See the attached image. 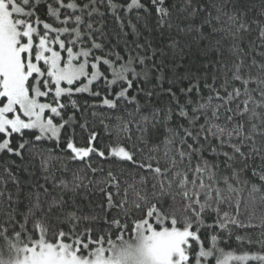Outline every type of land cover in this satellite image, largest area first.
Returning a JSON list of instances; mask_svg holds the SVG:
<instances>
[{
	"label": "snow or ice",
	"instance_id": "obj_1",
	"mask_svg": "<svg viewBox=\"0 0 264 264\" xmlns=\"http://www.w3.org/2000/svg\"><path fill=\"white\" fill-rule=\"evenodd\" d=\"M247 261L264 0H0V264Z\"/></svg>",
	"mask_w": 264,
	"mask_h": 264
},
{
	"label": "trees",
	"instance_id": "obj_2",
	"mask_svg": "<svg viewBox=\"0 0 264 264\" xmlns=\"http://www.w3.org/2000/svg\"><path fill=\"white\" fill-rule=\"evenodd\" d=\"M142 2H143V0H142ZM101 133L103 134V130L102 129H101ZM104 140L107 141L108 137H104ZM244 195L246 196L247 193H244ZM128 234H130V233H128ZM110 235H111L112 239H115L116 236L119 235V232L114 231ZM257 235H258V233H257ZM107 238H108V236L105 237L106 240H107ZM222 246H224L226 248H230V249H237V248L241 247L239 242L235 240V237H233L230 242H228L227 244H224ZM259 247H260L259 244L255 243V242H254V244L252 246L247 245V243H245V245L243 246L244 250H250V251H258ZM246 264H257V262L256 261H247Z\"/></svg>",
	"mask_w": 264,
	"mask_h": 264
},
{
	"label": "rangeland",
	"instance_id": "obj_3",
	"mask_svg": "<svg viewBox=\"0 0 264 264\" xmlns=\"http://www.w3.org/2000/svg\"><path fill=\"white\" fill-rule=\"evenodd\" d=\"M113 240H115V239H113Z\"/></svg>",
	"mask_w": 264,
	"mask_h": 264
}]
</instances>
